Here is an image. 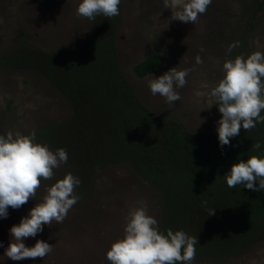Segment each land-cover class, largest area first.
I'll use <instances>...</instances> for the list:
<instances>
[{
    "label": "rangeland",
    "instance_id": "374dc122",
    "mask_svg": "<svg viewBox=\"0 0 264 264\" xmlns=\"http://www.w3.org/2000/svg\"><path fill=\"white\" fill-rule=\"evenodd\" d=\"M80 0H0V56H7L20 44L38 52H63L76 48L92 20L78 17ZM120 14L113 32L116 65L144 109L159 118L170 119L190 133H215L221 119L211 88L223 77V63L238 55L247 58L264 52V0H212L195 25L172 20V10L164 0H121ZM238 46L229 51V46ZM202 49V50H201ZM162 59L148 76L139 78L133 66L147 55ZM203 60L196 63V56ZM173 67L191 69L181 99L169 105L160 95L153 96L148 80ZM71 107L43 76L29 68L0 66V135L19 131L29 135L70 117ZM36 143L47 145L38 140ZM51 180L41 181L34 199L19 209H8L0 218V264H110L106 253L112 242L124 235L125 216L131 206L145 202L148 213L160 228L167 218L160 188L128 162L103 165L91 182L75 188L78 202L62 223L44 225L28 247L37 240L53 245L44 259L12 261L5 255L11 241L10 229L42 201L45 189L67 173L65 164L54 170ZM179 218L176 217L175 224ZM187 226V225H185ZM183 226V227H185ZM192 264H264V238L237 254L217 258L196 250Z\"/></svg>",
    "mask_w": 264,
    "mask_h": 264
},
{
    "label": "trees",
    "instance_id": "16d2710c",
    "mask_svg": "<svg viewBox=\"0 0 264 264\" xmlns=\"http://www.w3.org/2000/svg\"><path fill=\"white\" fill-rule=\"evenodd\" d=\"M116 18L95 17L72 50L43 53L20 44L0 56V66L45 76L70 104V117L36 131V138L67 151L65 171L80 184L90 183L108 163L133 165L164 192L170 220H163L161 232L183 230L198 239L197 251L205 249L217 258L247 250L264 238V190L229 188L224 175L241 159L264 156V123L241 129L221 148L218 132L190 133L144 109L116 65ZM161 59L159 53L147 55L133 66L134 74L148 76ZM257 141L258 150L252 148ZM211 210L215 214L209 216Z\"/></svg>",
    "mask_w": 264,
    "mask_h": 264
},
{
    "label": "clouds",
    "instance_id": "9594fccd",
    "mask_svg": "<svg viewBox=\"0 0 264 264\" xmlns=\"http://www.w3.org/2000/svg\"><path fill=\"white\" fill-rule=\"evenodd\" d=\"M121 0H80L76 14L88 20L103 15L112 18L120 14ZM212 0H164V7L172 10V20L195 25L199 16L206 13ZM238 42L229 46V51ZM202 50V49H201ZM197 64L203 60L199 55ZM191 69L173 67L158 78L148 80L153 96L160 95L171 105L181 99L177 88H183ZM223 77L211 88L210 96L216 100L221 119L218 123V140L221 148L230 145L231 138L241 129L250 131L257 123H264V52L254 51L245 58L238 55L226 60ZM35 132L24 135L9 131L0 135V218H7L8 209H19L34 199L41 181L51 180L62 164L68 161L63 148L52 151L47 145L35 142ZM259 141L252 145L260 149ZM229 188L242 185L249 190H264V156H251L232 165L224 175ZM81 180L71 172L45 189L42 201L30 209L27 216L10 229L11 241L4 255L12 261L44 259L53 251V245L37 240L28 247L25 240L35 238L44 225L53 221L62 223L69 210L78 202L75 188ZM258 185V186H257ZM215 210L209 212L214 215ZM124 235L112 242L106 253L110 264H192L196 256L198 239L183 230L169 228L161 232L157 220L148 213L145 202H137L125 216ZM0 247L3 243L0 242Z\"/></svg>",
    "mask_w": 264,
    "mask_h": 264
}]
</instances>
